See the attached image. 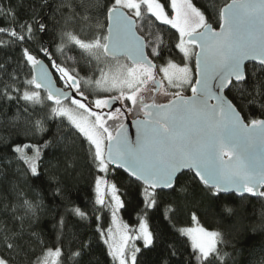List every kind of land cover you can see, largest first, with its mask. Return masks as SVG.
I'll use <instances>...</instances> for the list:
<instances>
[{
    "label": "snow or ice",
    "instance_id": "6c2138e0",
    "mask_svg": "<svg viewBox=\"0 0 264 264\" xmlns=\"http://www.w3.org/2000/svg\"><path fill=\"white\" fill-rule=\"evenodd\" d=\"M198 5L199 0H57L49 17L63 19L56 23L60 41L56 52L80 50L91 70L84 78L76 67L57 62L50 45L38 39L48 25L34 6H29L31 18L20 22V5L0 0V19L6 25L0 26V36L7 37L0 39V48H19L21 53L12 72L9 61L0 65V100L15 103L16 115L11 120L23 118L32 139L48 131L47 121L58 122L50 140L9 145L17 171L39 178L45 149L60 143L65 148V169H72L75 160L67 132L81 147L86 144L91 166L104 174L95 178L94 203L102 213L110 212L111 225L105 229L98 223L96 232L112 264H141L138 254L142 250L130 241L142 240L148 250L155 244L143 217L131 229L119 220L117 214L125 201L117 183L108 179L117 169L127 174L128 187L143 197L145 210L158 205L159 189L175 190L177 173L184 169L217 199L221 194H229L226 199L249 194L264 200V0ZM156 22L168 26L167 44L159 35L155 40L145 39L137 30L145 24L152 28ZM80 24L87 25V38ZM164 47L169 57L177 50L182 64L171 58L161 65L155 63L163 57ZM67 59L76 63L71 56ZM193 62L194 68L190 67ZM246 62H256L251 75ZM54 73L63 88L56 86ZM83 87L92 89L91 100ZM185 87L191 95L184 94ZM245 103L258 105L260 116L249 113L246 117L241 111ZM129 114L136 117L134 137L125 123ZM61 192L58 183L53 195ZM17 201L11 211L21 229L13 231L0 221V264H64L65 217L58 221L55 245L46 244L37 232L24 240L23 221L36 215L39 202L27 199L22 191ZM18 209L24 211L23 216L15 215ZM223 210L233 212L227 204ZM67 211L88 219L80 207ZM95 219L101 221L103 214ZM192 219L197 220L195 212ZM180 233L190 240L187 264H228L231 259L222 252L226 241L219 230L197 226L182 228ZM90 249L88 242H82L68 258L81 264ZM259 252L260 259L252 264H264V248ZM175 254L173 250L170 256ZM170 256L162 255L158 264H170Z\"/></svg>",
    "mask_w": 264,
    "mask_h": 264
},
{
    "label": "trees",
    "instance_id": "16d2710c",
    "mask_svg": "<svg viewBox=\"0 0 264 264\" xmlns=\"http://www.w3.org/2000/svg\"><path fill=\"white\" fill-rule=\"evenodd\" d=\"M210 2L223 4L227 0H199L198 6L203 7ZM44 3L45 0H11L13 6L20 5L18 19H24V22L31 18L32 9L29 6H34L48 25L46 32L38 33V39L44 44L50 45L51 50L56 54L57 62L64 63L68 67H76L80 76L88 77L91 70L85 64L80 50L73 49L64 55L56 52V45L60 42L57 37L59 29L56 27V23L57 20L63 23V19L60 16L49 19L57 0H48L47 6L42 7ZM0 26H6L2 19H0ZM215 26L218 27V25ZM78 27L81 29V34L87 38V25L80 24ZM144 27L146 32L152 33L154 39L159 35L166 44L169 41L168 26L156 22L152 28H149L147 24ZM0 39H7V37L0 36ZM25 46L34 49L37 45L26 44ZM162 51L161 59L177 60L180 58V55L176 54L177 50L173 49L171 57H169L168 47H164ZM69 56L73 57L76 63L68 60ZM19 59H21L19 48L15 51L11 48H0V65L9 61V72L13 71ZM191 65L193 67V63ZM254 66L255 64L252 63L246 65L249 75L254 71ZM27 71L29 69L26 68L25 72ZM54 77L57 84H60L55 73ZM83 90L91 97L94 96L91 88L83 87ZM42 95L46 94L42 92ZM229 97L231 98L230 93ZM241 111L246 117L249 113L254 117H259L261 110L258 105L245 103L241 106ZM15 115V103L0 100V221L6 222L13 231L21 229V222L14 221L12 218L11 206L18 202L17 193L22 191L27 199L39 202L36 215H29L23 221L22 236L24 240L29 239L31 232H37L40 233L46 244L55 245L59 229L58 221L61 216H64L66 221L63 236L64 264H73V261L68 257L71 252L78 249L82 242H88L91 249L90 255L86 256L81 264H87L88 261L91 264H112L111 258L107 256L106 246L96 232L98 223L104 228L107 226L109 213H102L99 210L100 206L94 203V183L99 172L90 164L87 145L81 147L80 141L74 139L71 132H67V142L72 144L71 155L75 160L74 168L65 169L64 144H53L45 149L42 155L39 178L30 175L23 176L21 172L17 171V164L13 159L14 153L10 150L9 145L13 143H43L44 140H50L57 131L58 122L47 121L48 131L42 137L32 139L31 129L23 118L14 122L11 120ZM9 160H12L11 164L8 163ZM108 179L117 183L121 199L125 201V207L119 212L121 219L128 225L135 226L138 224L139 218L143 217L149 230L154 233L155 244L151 250L140 246L142 254H138V256L141 264H158L162 255L169 257L173 250L176 254L170 256V264H187L186 258L191 252L190 241L186 236L181 235L180 227L193 224V212H195L196 221L200 226L223 233L226 244L221 245V249L222 252H227L231 256L228 264H252L254 259H260L262 253L259 250L264 248V215H262L264 200L261 198L245 194L242 198L232 195L226 199L229 194H221L217 199L204 189L191 172L186 171L177 177L174 185L175 190H158V205L145 210L143 197L128 187V178L124 172L119 169L115 171V175L110 172ZM58 183L62 187V192L59 196H55L53 193ZM13 184L16 185L15 189H13ZM6 204L8 205L7 210L5 209ZM225 204L233 209L232 213L223 210ZM72 207H80L86 212L88 219L81 220L79 217L73 216L67 211ZM170 207L175 211L170 212ZM102 214L103 219L97 222L96 215ZM15 215L23 216L24 211L18 209ZM0 251H3L2 247H0Z\"/></svg>",
    "mask_w": 264,
    "mask_h": 264
},
{
    "label": "rangeland",
    "instance_id": "374dc122",
    "mask_svg": "<svg viewBox=\"0 0 264 264\" xmlns=\"http://www.w3.org/2000/svg\"><path fill=\"white\" fill-rule=\"evenodd\" d=\"M19 21H20V22H24V19H20ZM137 30H138V32H139L142 36L145 37V39H152V40H155V39L153 38L152 35L149 36V33L146 32L145 27H143V29L138 28ZM148 51L150 52V51H151V48H149ZM121 60H122V62L124 61V59H122V58H121ZM164 61H165L164 59H159V60H155L154 62L157 63L158 65H161V64L164 63ZM174 61H175L176 63H178V64H182V58H181V56H180L179 59L174 60ZM190 67H192V65H190ZM160 75H162V74H160ZM86 78H88V77H86ZM82 86H83V85H82ZM170 91H174V89H170ZM183 92H184L185 95H190V94H191V90H190L189 88H187V87H185V88L183 89ZM85 94H86V95H89V94H87L86 91H85ZM113 94H115V93H113ZM89 97H90V98H89L90 100L93 98V97H91L90 95H89ZM161 102H163V101H161ZM116 106L118 107L119 104H117ZM131 116H132V115L129 114L128 118H130ZM130 119H132V118H130ZM98 175L103 176L104 174H103V173H99ZM118 194H119V193H118ZM106 199H110V198H109V197H106ZM108 213H109V222H108L107 226L105 227V229H107V228L111 225V214H110V212H108ZM117 215H118V217H119V220H120L122 223H125V222L121 219V217H120V213H118ZM126 224H127V223H126ZM138 226H139V222H138V224L135 225V226H130V225H129V228H130V229H131V228H137ZM197 226H200V225L197 223V221H194L192 225H190V226H186V227H180V229H182V228H187V227H197ZM113 227H114V226H113ZM131 234H132V235H136V233H131ZM187 238H188V237H187ZM189 241H190V240H189ZM129 243H130V245L134 243L135 246H137V247L143 246V241H142V240H139V241H130Z\"/></svg>",
    "mask_w": 264,
    "mask_h": 264
},
{
    "label": "water",
    "instance_id": "95a60500",
    "mask_svg": "<svg viewBox=\"0 0 264 264\" xmlns=\"http://www.w3.org/2000/svg\"><path fill=\"white\" fill-rule=\"evenodd\" d=\"M140 34V33H139ZM141 35V34H140ZM45 63H46V61H45ZM256 64V62H246V65L247 64ZM193 67H194V62H193ZM54 82L56 83V86L57 87H60V86H58L57 85V82H56V80H55V77H54ZM65 91H67V90H65ZM191 95V94H190ZM134 119H136V118H132V119H130V118H128L126 121H125V123L126 124H128V126H129V132H130V135H132L133 137H134V135H135V128H134V126L132 125V121L134 120ZM122 172H123V170H121ZM186 171H188L187 169H184V170H181L180 172H178L177 173V177L182 173V172H186ZM126 174V173H125ZM193 174V173H192ZM127 175V174H126ZM194 175V174H193ZM177 177H176V179H177ZM197 180H198V178H196ZM175 185V184H174ZM159 190H163V191H168V190H170V189H159ZM245 195V194H244ZM239 197V196H238Z\"/></svg>",
    "mask_w": 264,
    "mask_h": 264
},
{
    "label": "flooded vegetation",
    "instance_id": "af4514ba",
    "mask_svg": "<svg viewBox=\"0 0 264 264\" xmlns=\"http://www.w3.org/2000/svg\"><path fill=\"white\" fill-rule=\"evenodd\" d=\"M122 59H124V58H122ZM56 80V79H55ZM58 86H60L61 88H63L64 87V85H63V83L62 82H60V84H57ZM65 90H67V89H65ZM130 118H136L135 116H131Z\"/></svg>",
    "mask_w": 264,
    "mask_h": 264
}]
</instances>
